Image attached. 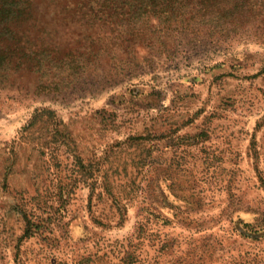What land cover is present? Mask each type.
I'll return each instance as SVG.
<instances>
[{
	"label": "rangeland",
	"instance_id": "obj_1",
	"mask_svg": "<svg viewBox=\"0 0 264 264\" xmlns=\"http://www.w3.org/2000/svg\"><path fill=\"white\" fill-rule=\"evenodd\" d=\"M35 1L21 41L76 67L0 85V264H264V33Z\"/></svg>",
	"mask_w": 264,
	"mask_h": 264
},
{
	"label": "trees",
	"instance_id": "obj_2",
	"mask_svg": "<svg viewBox=\"0 0 264 264\" xmlns=\"http://www.w3.org/2000/svg\"><path fill=\"white\" fill-rule=\"evenodd\" d=\"M60 2V6L53 8L63 10L73 17H79L86 26L96 28H108L111 32L110 23L115 26H130L136 20L146 19L143 24L146 31L158 30L156 25L148 24L150 19H157L161 25L166 21L178 31V25L183 30L194 29L195 35L205 37L208 42L215 33H224L252 28L264 33V0H50ZM35 0H0V85L8 84L11 77L25 65L29 64L33 74L37 76L36 87L43 88L54 84L48 82L43 85L42 77L49 76L48 68L65 67L69 71L76 66L72 65L75 59L67 61L56 56L50 58L44 51H32L27 46L26 40L21 41V24L29 21L35 12ZM119 17V18H118ZM121 22V23H120ZM173 23V24H172ZM142 25V27H143ZM136 25H134L135 28ZM199 29L203 30L202 34ZM161 32V31H157ZM136 37L135 32H131ZM218 35V34H216ZM106 37V35H104ZM139 39L152 40L148 35H141ZM130 41V39H128ZM201 40V38L199 39ZM128 42V41H125ZM41 48V46L39 47ZM99 49L103 45L98 46ZM122 48V47H120ZM23 66V67H22ZM35 72V73H34ZM52 78L55 76L51 74ZM39 123L45 132H49V125L56 123L55 114L52 110L37 109L24 131ZM62 134L58 129L56 131ZM53 135H50V138ZM54 138V137H53ZM78 164L84 168L80 159ZM83 176V173L80 172Z\"/></svg>",
	"mask_w": 264,
	"mask_h": 264
}]
</instances>
